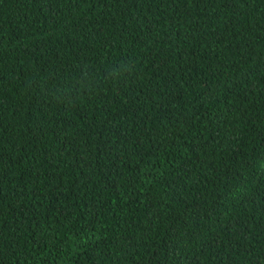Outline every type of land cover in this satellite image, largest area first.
<instances>
[{
    "label": "trees",
    "instance_id": "16d2710c",
    "mask_svg": "<svg viewBox=\"0 0 264 264\" xmlns=\"http://www.w3.org/2000/svg\"><path fill=\"white\" fill-rule=\"evenodd\" d=\"M0 264H264V0H0Z\"/></svg>",
    "mask_w": 264,
    "mask_h": 264
}]
</instances>
